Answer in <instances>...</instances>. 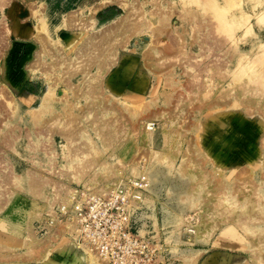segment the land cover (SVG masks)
<instances>
[{
    "label": "rangeland",
    "instance_id": "rangeland-1",
    "mask_svg": "<svg viewBox=\"0 0 264 264\" xmlns=\"http://www.w3.org/2000/svg\"><path fill=\"white\" fill-rule=\"evenodd\" d=\"M105 1L0 0V88L8 91L10 95L8 96L12 98L3 99L1 95L0 103L6 105V109L11 113L13 112L12 105L8 107L6 100L14 102L16 99L18 102L17 119L4 121V117L9 116L4 110L0 113V127L4 121L10 123L9 125L12 124L17 132L21 130L27 134L26 137L15 141L8 149L3 146V143H0V156L3 160L0 163V202L5 206V209L0 211V248L10 249L9 252L0 250V264H25L18 257L25 253L28 247L37 245L39 242L44 244L51 235L57 237L55 230L67 225V222L55 223L52 224L54 225L53 229H50L52 226L50 225L47 227V231L45 223L48 208L59 202V199L71 200L72 197L68 199V194L69 192L74 193L73 186L76 184H81L85 188L92 187L91 183L87 185L82 180L77 181L72 178L73 176L68 175L72 170L70 165L78 161L68 159L70 157L67 152L69 151L68 147L64 146L66 143L58 135L37 133V130L32 129L33 122L28 121L30 115L26 112L32 109L38 110L45 103L48 104L44 99L41 104L43 95H46L48 80L45 79L46 75L44 77V72H46L43 70L44 66L40 67V65L45 61L51 63L58 53L57 48L75 54V51L90 35L89 30L69 29L66 26V20L69 17L72 16L76 20L79 19V16L86 19L88 17L97 18L96 29H98L126 15L125 13L130 11L134 4L136 7L145 4L144 9L146 10L150 7L147 4L148 0H117L114 3ZM163 1L170 6L176 5L180 12L183 11L184 6L201 12V8L197 7L200 5L198 0ZM187 1L190 2V5ZM121 3L127 4L126 8H122ZM49 7H51V13ZM186 7L185 9H187ZM55 11L58 12L55 13ZM176 13L175 15L179 12ZM175 15L170 22L172 28L181 26L179 14L178 16ZM171 30L169 28L166 32ZM215 33L219 34L218 31ZM221 34L223 36L225 33ZM43 38L46 40L42 42ZM149 39L147 34L135 36L129 44V49L123 53H128L127 50L131 49L132 52L134 51L133 55L140 58L150 42ZM167 39V37L158 38V42L160 40L158 48H163L169 54L174 51V42ZM46 49L50 51L51 54H49L53 57L48 56ZM224 52L221 49H216L214 52L217 61L223 65H220V68L223 67L220 74L222 72L225 74L229 67L227 55ZM193 53L197 56V46H194ZM201 56L204 57L205 53H202ZM131 61L129 59L120 61L119 77L116 73L117 68H111L110 80L112 85L110 84L103 94L107 97H105L104 106L109 109V113L104 116L107 117L105 119L109 120L112 116L115 117V111L119 113L118 117L122 114L124 119L121 118L120 120L127 122L126 125L131 127L130 130L126 129L128 131L126 137L136 131L139 132V126L142 125L140 121L144 119H150L155 128L159 126L161 121L152 117L156 108L149 106V103L154 99L153 97L158 99L160 96H157L160 93L161 95L166 94V90H169V96L172 98L170 105L167 108L160 105L157 110L172 111L176 117L182 115L180 110L174 111V108L184 107L182 103L188 97L186 89H191L187 80L194 74L184 71L185 69L179 66V68L174 69L173 74L164 72L162 75L161 71L148 70L149 66L144 68L145 70L140 68L138 61L135 65H131ZM35 67L39 71L35 70ZM57 70L58 74L61 75L62 68ZM249 72L243 71L241 73L242 79H237L236 82L230 77L229 79H222V77L214 75L211 78L214 80L212 85L206 84L204 91L197 94L199 101L196 99L197 102L192 104L193 108H191L192 106L190 109L187 107V113L179 117L177 121L178 126L183 125L177 131L180 129L181 136L184 134L183 136L187 137V142L182 143L181 153L177 154L174 151L177 156L173 162L162 159L156 153V151L162 150L169 151L167 147L161 143L148 145L142 136L143 133L136 134L134 141L128 138L127 145L121 152L107 154L106 151H102L111 165L108 170L98 169L96 171L98 174L104 175V179H107L104 186H112L116 180L124 176L134 178L142 171L148 172L152 179L154 178L153 183L148 184L145 192L146 198L151 200L152 204L148 201L141 202L137 208L135 220L141 233L153 236L156 241V264H187L196 259L198 261L195 264H238L240 259L244 260L245 264H251L253 260L252 258L249 259L246 253H241L237 249L212 246L216 239L221 236V229L215 233L213 230L208 232V229L203 225L205 222L201 216L203 211L202 198L208 193L199 192L197 183H193L190 177L183 176L178 171L183 162L190 160L186 163L191 166L199 164L208 172L210 186L211 182L216 183L218 180L215 172L217 168H220L219 165L229 172L246 167L244 171L250 177L260 171L259 168H256V164L261 163L262 156L257 153L256 146L259 144L262 133L254 119H244L245 128H241L237 121L229 128L226 125L229 124L230 119L232 120L233 114L228 112L227 108L224 106L221 108L222 106L216 101L207 107H203L201 104L205 93L208 92V95H212V97H216V95L219 97L221 91L241 84L247 78V74H251ZM50 73L52 72L50 71ZM123 76L126 77L123 78L124 80L122 79ZM164 76L170 77L173 82H170V78L164 81ZM207 76L208 74H204L203 77L206 78ZM114 77L115 79H113ZM239 80L241 81L239 82ZM72 81L77 82L76 79ZM63 89L64 86L58 88V97L62 94ZM193 97L194 95L191 96V99ZM146 103L147 105H144ZM135 104H141L140 107L143 108L138 119L133 121L129 111L133 109ZM215 106L221 110H212ZM111 111L112 113H110ZM53 112L55 113V111ZM20 116L26 121H19ZM237 117L240 120L239 114L236 115ZM96 137L94 135L93 139L97 140ZM81 141H89V139L80 138L78 143ZM203 150L208 154L210 163L206 162L207 159L204 158L206 156ZM194 170L197 171V169ZM85 181L89 182L90 180L86 179ZM255 181L256 183L261 182L257 177ZM71 222L73 223L70 221V224ZM192 230L195 231L192 232ZM82 237L74 231L66 233L64 241L59 239L54 253L48 256L44 264H89L87 256L91 251L87 241ZM203 239H209L211 242L204 243L201 241ZM257 247V245L248 246L247 250L254 256L260 252L263 258L264 248L259 250ZM251 250L253 251L251 252ZM227 251L230 254L225 256L224 253ZM5 253L12 254L14 257L4 258Z\"/></svg>",
    "mask_w": 264,
    "mask_h": 264
},
{
    "label": "bare ground",
    "instance_id": "bare-ground-1",
    "mask_svg": "<svg viewBox=\"0 0 264 264\" xmlns=\"http://www.w3.org/2000/svg\"><path fill=\"white\" fill-rule=\"evenodd\" d=\"M116 1L106 0L105 2L114 3ZM188 1L187 3L190 5ZM198 2L200 5H195L201 8V12H196L186 6L180 12L176 5L172 4L170 6L162 0H148L147 4L150 6L148 10L144 9L145 4L141 6L136 4L138 7L134 4L132 5L133 8L125 13L126 15L98 29H96L97 18L88 17L86 19L79 16V19L76 20L72 16L69 17L66 20V26L69 29L89 30L90 35L75 51V54L57 48L58 53H56L53 60L51 59V63L39 61L42 63L41 65L39 63L40 67L44 66L43 70L46 72L43 74L44 77L46 75L45 79L48 80L46 95H43L41 104L43 99L48 104L45 103L38 110H28L26 112L30 115L28 121L33 122L32 129L37 130V133L58 135L66 143L64 146L68 147L69 150L67 151L68 156H70L68 159L78 161L71 162L70 167L72 170L68 173L69 176H73L72 178L77 181L82 180L87 185L91 183L92 189L100 188L104 187L107 179H104V175H100L96 171L98 169L108 170L111 167L102 151H106L107 154L121 152L125 149L128 138L134 141L136 134L143 133L142 136L148 145L161 143L164 147H167L169 151L162 150L160 152L156 151V153L162 159L173 162V159L177 156L176 153L182 152V143L187 142V137L183 136L184 134L181 136L180 129L177 131L179 127L183 126H178L177 121L179 117L187 113V107L190 109V106L197 102V94L204 91L206 84L212 85L214 80L211 78L214 75L222 77V79H229L230 77L235 81L242 79L241 73L243 71H250L251 74H247V78L241 84L226 91L222 88L223 91L219 92V97L217 95L212 97V95H208V92L207 94L203 93L204 99H202L201 104L203 107H207L213 101H216L222 106L221 108L223 106L227 108L226 110L233 114L232 120L230 119L229 124L226 125L229 128L236 121L239 122L241 128H245L244 119H254L262 133L259 144L256 146L257 153L262 156L261 163L256 164V168H259L260 171L250 177L244 171L246 167L229 172L219 165L221 169L217 168L215 172L218 180L216 183L211 182V186L208 172L199 164L191 166L187 164L189 160L186 161L187 163L183 162L178 171L181 175L190 177L193 183L196 182L199 192L208 193L202 198L203 211L201 216L205 222L203 225L208 229V232L213 230L215 233L221 229V236L216 239V242L214 239L215 243L212 246L237 249L241 253H246L249 259H253L251 264H264V257H261L259 251L254 256L247 250L248 246L253 245H257L259 250L264 248V0H198ZM126 5L121 3L122 8H126ZM176 12H179L181 26L172 28L170 22ZM178 14L175 16H178ZM169 28L172 30L167 33L166 31ZM215 31H218L220 35ZM221 33L225 34L222 36ZM142 34H147L150 37V42L142 52L141 57H135L133 55L134 51L132 52L131 49L124 54L123 52L129 49V44L133 38ZM160 37H167L168 41L174 42V51L168 54L163 48L159 49L160 40L158 42V38ZM44 40L46 39L43 38L42 42ZM42 45L46 48L44 44ZM194 46L198 47L197 56L194 55L196 52L193 53ZM216 49L225 51L224 53L227 55L229 67L225 74H222L224 72L220 74L223 67L220 68L222 64L217 61L214 53ZM46 53L49 54L50 51L46 49ZM202 53H205L204 57L201 56ZM50 54L48 56H51ZM128 59L132 60L131 65H135L138 61L140 68L144 69L149 66L148 70L161 71L162 75L164 72L173 74L174 69L179 68V66L185 69L184 71L193 72L195 75L193 74V77L187 80L189 82H186L191 89H186L188 97L182 103L184 107L174 108V111L176 109L180 110L182 115L176 117L175 114H172V111L157 110L160 105L166 106V108L170 105L172 98L169 96V90H166V94L161 95L160 93L157 96H160L158 99L153 97L154 99L149 103V106L156 108L152 117L161 121L159 126L155 128L150 119H144L140 121L142 125L139 126V132L136 131L126 137V133H128L126 129L130 130L131 127L126 125L127 122L120 120L122 114L118 117L119 113L115 111V117L112 116L109 120L105 119L107 117L104 116L109 113V109L104 106L106 96L103 94L108 86L112 85L110 80L112 76V73L110 74L111 68H117L116 73L119 77L120 61ZM59 68H62L61 75L58 74L57 69ZM35 70L39 71L36 67ZM204 74H208V76L204 78ZM123 78L126 77L123 76ZM168 78L170 77L164 76V81ZM74 79L77 80L76 83L72 81ZM170 82H173V80L171 79ZM187 84L185 85L187 86ZM122 85L124 86L123 82ZM60 86H64V89L58 97L57 91ZM1 95L3 99L10 96L8 91L6 92L2 87L0 88V97ZM192 95H194L193 99H191ZM6 104L8 107L12 105L13 112L10 113L6 109V105L0 103V113L5 110L9 115L4 117V121L17 119L18 102L16 99L14 102L6 100ZM141 104H135L133 109L129 111L131 120L136 121L140 116L143 108L140 107ZM144 105H147V103ZM218 109L220 108L215 106L212 110L216 111ZM238 114L241 116L240 120H238V117L236 118ZM204 115L202 114V117ZM4 121L0 127V143H3V146L8 149L15 141H19L24 136L26 137L27 134H24V131L21 130L17 132L12 124L9 125L10 123ZM19 121L26 120H23V117L20 116ZM94 135L97 136V140L93 139ZM83 137L89 139V141L78 143V140ZM175 147L176 149H174ZM203 153L206 156L204 157L205 160L207 159L206 162L210 163L211 160L208 159V154L204 150ZM2 161L0 156V163ZM258 164H260L259 167ZM194 169H197V171ZM143 173L148 175L149 183H153L154 178L152 179L148 172ZM256 177L261 180L260 183H256ZM122 178L133 179L132 176H124L116 180L114 185L118 184ZM86 179L90 181L86 182ZM70 197H72V193L69 192L68 199ZM146 201L152 204V201L148 200L144 194L141 202ZM4 209L5 206L0 202V211ZM53 227L54 225L50 229H53ZM77 227L76 221L71 222V224L67 222L65 227L55 230L58 238L51 235L44 244L39 242L37 245L28 247V250L21 254L18 259L25 264H44L48 256L54 253L59 239L64 241L66 233L74 231L81 237L83 236ZM82 238L87 241L86 243L91 251L87 256L88 263L105 264L92 249L88 240L84 236ZM201 241L208 244L210 240L203 239ZM0 250L9 252L10 249L0 248ZM229 254V251L224 253L225 256ZM9 257L14 256L9 253L4 254V258ZM196 261L198 260L196 259L187 264H195ZM238 261H240L238 264H245L244 260L240 259Z\"/></svg>",
    "mask_w": 264,
    "mask_h": 264
},
{
    "label": "built area",
    "instance_id": "built-area-1",
    "mask_svg": "<svg viewBox=\"0 0 264 264\" xmlns=\"http://www.w3.org/2000/svg\"><path fill=\"white\" fill-rule=\"evenodd\" d=\"M148 184L143 172L112 186L90 189L76 184L71 200L59 199L48 208L46 230L55 222L76 221L105 264H156V241L142 234L135 220Z\"/></svg>",
    "mask_w": 264,
    "mask_h": 264
},
{
    "label": "crops",
    "instance_id": "crops-1",
    "mask_svg": "<svg viewBox=\"0 0 264 264\" xmlns=\"http://www.w3.org/2000/svg\"><path fill=\"white\" fill-rule=\"evenodd\" d=\"M49 11H50V13H51V7H49ZM53 11H54V10H53ZM56 12H58V11H55V13H56ZM55 15H56V14H55Z\"/></svg>",
    "mask_w": 264,
    "mask_h": 264
}]
</instances>
